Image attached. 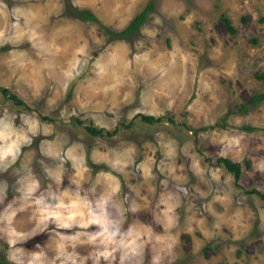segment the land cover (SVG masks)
Masks as SVG:
<instances>
[{"label": "rangeland", "instance_id": "rangeland-1", "mask_svg": "<svg viewBox=\"0 0 264 264\" xmlns=\"http://www.w3.org/2000/svg\"><path fill=\"white\" fill-rule=\"evenodd\" d=\"M71 1L0 0V257L264 264V0Z\"/></svg>", "mask_w": 264, "mask_h": 264}, {"label": "trees", "instance_id": "trees-1", "mask_svg": "<svg viewBox=\"0 0 264 264\" xmlns=\"http://www.w3.org/2000/svg\"><path fill=\"white\" fill-rule=\"evenodd\" d=\"M151 5H152V2L140 13L138 14L135 19L133 20L132 23H130L125 29H123L122 31H119V32H115V31H111V33H113V35H116V34H120L121 36H126V34L128 33H132L135 32V31H138L139 30V25L141 23H143L145 20H147V13L149 12V9L151 8ZM67 11L69 10L72 14H75L76 16H79L82 15L83 13H88L89 17H91L93 14H91L90 12H88L87 10H83L81 11L78 7L74 6L72 1L71 0H67ZM79 10V11H78ZM224 20L227 24V27L232 31V32H236V28L235 26L232 24L231 22V19H229L227 16L224 17ZM130 33V34H131ZM130 37V36H129ZM257 77L258 78H262L264 79V71L261 72V73H258L257 74ZM5 93L8 92L7 89H5L4 91ZM10 98H12L17 104H22V103H25V101L20 98L18 95L16 94H9ZM264 98V93L263 94H255L254 97L249 100L247 103H255V102H259L261 101L262 99ZM26 104V103H25ZM27 105V104H26ZM246 108V106H244V109ZM145 120L147 121H153L155 120L156 118L153 117V116H150V115H144L143 117ZM157 119H161V117L157 118ZM88 130L93 133V134H105L104 130L103 129H98V128H95V127H92V126H88ZM116 131V130H115ZM114 133V131L110 132L109 135H112ZM218 162L219 163H223L226 168L234 174V176L239 179L241 178L242 176V164L240 162H235L233 161L231 158L229 157H226V156H221L219 157L218 159ZM101 168V167H99ZM251 192H255L257 193L258 195H260L263 199H264V193L261 192L260 190H257V189H253ZM4 258V257H3ZM2 257H0V264H7L4 262ZM9 264V263H8Z\"/></svg>", "mask_w": 264, "mask_h": 264}, {"label": "crops", "instance_id": "crops-1", "mask_svg": "<svg viewBox=\"0 0 264 264\" xmlns=\"http://www.w3.org/2000/svg\"><path fill=\"white\" fill-rule=\"evenodd\" d=\"M91 1V0H90ZM93 1V0H92ZM74 5V4H73ZM77 6L76 7H82V5H79V4H76ZM78 7V8H79ZM80 9V8H79ZM79 11V10H78ZM91 11V10H90ZM92 12V11H91ZM72 14V13H71ZM75 14H73L72 16L73 17H75V18H78L79 16H82V15H80L79 14V16H77L76 17V15L74 16ZM73 17H69L72 21L74 20V21H76L75 23L77 24L76 26H80V25H82V20L80 19V22H78L75 18H73ZM79 19V18H78ZM84 24V23H83ZM129 24H127V26H128ZM126 26V24H124L122 27H127ZM78 27L74 30V31H70V32H72L73 33V35H76L77 37H83V35H84V33H79V32H81V31H83V28H81L80 30H78ZM81 27V26H80ZM83 27V26H82ZM125 29V28H124Z\"/></svg>", "mask_w": 264, "mask_h": 264}]
</instances>
